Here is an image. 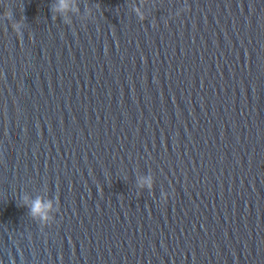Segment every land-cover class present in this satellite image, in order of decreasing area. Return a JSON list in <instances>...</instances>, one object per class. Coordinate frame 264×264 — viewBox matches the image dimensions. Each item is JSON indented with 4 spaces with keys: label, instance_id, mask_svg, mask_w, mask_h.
I'll return each instance as SVG.
<instances>
[{
    "label": "water",
    "instance_id": "95a60500",
    "mask_svg": "<svg viewBox=\"0 0 264 264\" xmlns=\"http://www.w3.org/2000/svg\"><path fill=\"white\" fill-rule=\"evenodd\" d=\"M73 2L0 0V264H264V0Z\"/></svg>",
    "mask_w": 264,
    "mask_h": 264
},
{
    "label": "clouds",
    "instance_id": "9594fccd",
    "mask_svg": "<svg viewBox=\"0 0 264 264\" xmlns=\"http://www.w3.org/2000/svg\"><path fill=\"white\" fill-rule=\"evenodd\" d=\"M58 11H69V10H77L78 9L75 7L73 0H60V4L58 6ZM136 13L139 15L141 19L145 18V13L142 10L141 7H136L134 9ZM6 19L8 20H13V12L11 8L8 10V14L6 16ZM12 27L15 30V32L18 35H22L24 32L23 26L19 22H13ZM144 184L148 187H151L153 184V181L151 178H146L144 181ZM164 199H167V194L164 195ZM55 205L53 202L48 201V202H41V201H36L32 205V212L34 215H38L42 221L45 223H51L54 220V217L51 215V212L54 211Z\"/></svg>",
    "mask_w": 264,
    "mask_h": 264
}]
</instances>
